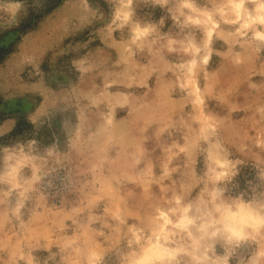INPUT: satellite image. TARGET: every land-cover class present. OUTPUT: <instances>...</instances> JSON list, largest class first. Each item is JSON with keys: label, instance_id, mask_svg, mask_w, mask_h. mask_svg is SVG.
Wrapping results in <instances>:
<instances>
[{"label": "rangeland", "instance_id": "374dc122", "mask_svg": "<svg viewBox=\"0 0 264 264\" xmlns=\"http://www.w3.org/2000/svg\"><path fill=\"white\" fill-rule=\"evenodd\" d=\"M0 264H264V0H0Z\"/></svg>", "mask_w": 264, "mask_h": 264}, {"label": "trees", "instance_id": "16d2710c", "mask_svg": "<svg viewBox=\"0 0 264 264\" xmlns=\"http://www.w3.org/2000/svg\"><path fill=\"white\" fill-rule=\"evenodd\" d=\"M13 132H15V131H13ZM244 173H246V174H244ZM253 173H254L253 168H250V169L245 170V171L242 170V172L240 173V176H238L237 179L238 180L240 179L239 181L241 183H244L246 179L250 178L253 175Z\"/></svg>", "mask_w": 264, "mask_h": 264}]
</instances>
